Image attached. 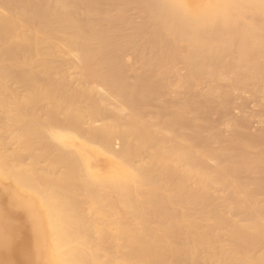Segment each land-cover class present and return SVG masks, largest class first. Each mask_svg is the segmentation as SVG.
Segmentation results:
<instances>
[{"label":"bare ground","instance_id":"obj_1","mask_svg":"<svg viewBox=\"0 0 264 264\" xmlns=\"http://www.w3.org/2000/svg\"><path fill=\"white\" fill-rule=\"evenodd\" d=\"M253 102L264 0H0V264H264Z\"/></svg>","mask_w":264,"mask_h":264},{"label":"rangeland","instance_id":"obj_2","mask_svg":"<svg viewBox=\"0 0 264 264\" xmlns=\"http://www.w3.org/2000/svg\"><path fill=\"white\" fill-rule=\"evenodd\" d=\"M247 100H249V99H247ZM240 101V100H239ZM250 101H251V99H250ZM247 102V101H246ZM237 103H239V102H237ZM247 103H249V101L247 102ZM247 103H244L245 105H244V108H245V110H247V111H245V113L247 114V112H248V114H251L252 112H257V111H259V115L261 114L262 116V118H264V108H261L262 110H259L260 108H257V107H254V106H256V104L253 106V104L255 103V102H253V103H250V104H248L247 105ZM239 105L237 104V105H235V107H234V109H232L231 111L233 112H231V111H229V114L227 113L226 114V116L228 115V117H229V115L231 116V115H235V117L236 116H238L236 113H239L240 111H242V112H244L243 111V109L244 108H240L239 109V107H238ZM248 108H247V107ZM251 107V108H250ZM254 110V111H253ZM250 111H252L251 113H250ZM231 113V114H230ZM241 113V112H240ZM240 113H239V115H240ZM254 113H252V115H255ZM256 115L258 116V113H256ZM226 116H225V119H226ZM227 117V119H229ZM213 118L214 119H216V120H218L219 118H218V116H216L215 114H214V116H213ZM218 118V119H217ZM231 118V117H230ZM224 118H223V120H225ZM253 120V119H252ZM256 120L254 119V122L253 121H250V123L252 124L251 126H249L250 125V123L247 125L250 129L251 128H253V129H251V130H254V128H255V130L258 128V126H260V123H258V122H255ZM264 124V123H263ZM261 126H263L262 125V123H261ZM5 185H7V184H5Z\"/></svg>","mask_w":264,"mask_h":264}]
</instances>
